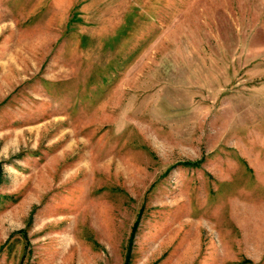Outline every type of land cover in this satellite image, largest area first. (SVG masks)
<instances>
[{
	"label": "rangeland",
	"instance_id": "374dc122",
	"mask_svg": "<svg viewBox=\"0 0 264 264\" xmlns=\"http://www.w3.org/2000/svg\"><path fill=\"white\" fill-rule=\"evenodd\" d=\"M0 264H264V0H0Z\"/></svg>",
	"mask_w": 264,
	"mask_h": 264
}]
</instances>
